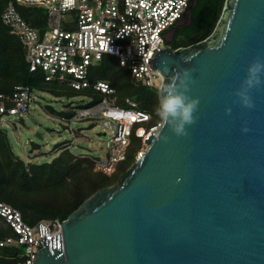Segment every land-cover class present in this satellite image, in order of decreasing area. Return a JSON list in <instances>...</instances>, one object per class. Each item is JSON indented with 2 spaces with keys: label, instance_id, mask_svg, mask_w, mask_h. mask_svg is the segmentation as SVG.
I'll use <instances>...</instances> for the list:
<instances>
[{
  "label": "water",
  "instance_id": "1",
  "mask_svg": "<svg viewBox=\"0 0 264 264\" xmlns=\"http://www.w3.org/2000/svg\"><path fill=\"white\" fill-rule=\"evenodd\" d=\"M257 54L264 0H225L203 40L162 41L151 66L191 70L196 123L187 137L165 126L166 143L151 131L119 181L62 221V239L41 238L34 264H264V85L252 90L254 108L233 103Z\"/></svg>",
  "mask_w": 264,
  "mask_h": 264
},
{
  "label": "built area",
  "instance_id": "2",
  "mask_svg": "<svg viewBox=\"0 0 264 264\" xmlns=\"http://www.w3.org/2000/svg\"><path fill=\"white\" fill-rule=\"evenodd\" d=\"M190 2L45 0L35 2L47 9L42 31L28 23L14 4L3 11L2 22L22 42L31 72H41L46 81L63 83L78 91L92 88L102 95L93 103V96H82L88 100L81 104L69 103L64 110L73 111V115L61 116L74 138L78 131H83L72 126L71 121L77 120L99 122L104 133H109L105 154L92 156L94 171L115 173L126 158L133 133L141 138L137 159L142 157L147 149L145 139L151 131L158 132L160 122L151 124V113L129 97L125 98L127 106L117 104L116 89L107 80H91V68L105 55H113L134 80L158 90L161 77L151 66L152 54L168 39L171 28L184 19ZM33 100L34 90L29 85H16L11 95L0 93V125L5 116L27 112ZM0 218L13 231V235L0 239V246L16 248V260L12 264H34L40 248L44 247L42 237L48 239L59 233L61 239L63 236L60 219H43L30 224L17 207L1 200Z\"/></svg>",
  "mask_w": 264,
  "mask_h": 264
},
{
  "label": "trees",
  "instance_id": "3",
  "mask_svg": "<svg viewBox=\"0 0 264 264\" xmlns=\"http://www.w3.org/2000/svg\"><path fill=\"white\" fill-rule=\"evenodd\" d=\"M225 0H198L189 5L184 20L172 27V48L188 46L210 35L220 17ZM9 4H14L22 17L32 26L43 30L47 9L38 3L22 4L18 0H0V93L11 95L16 85H29L33 90H52L57 97L93 96V102L102 95L92 88L74 90L56 81H46L39 71L31 72L26 59V49L20 39L10 33L1 15ZM91 80L104 79L116 89L118 103L129 97L142 109L151 113L150 123L158 122L154 109L157 89L134 82L131 74L119 65L113 55H105L91 68ZM10 105V102H7ZM90 104V103H89ZM52 114L71 116L73 111H55ZM125 160L111 175L94 171L93 160L76 158L63 143L60 154L50 162L30 163L16 158L6 130L0 125V200L17 207L26 222L34 224L43 219L58 218L64 221L71 212L95 191L115 185L123 173L136 161L141 138L131 135ZM35 146H38L34 143ZM13 235L12 229L0 218V239ZM16 248L0 246V264H12Z\"/></svg>",
  "mask_w": 264,
  "mask_h": 264
},
{
  "label": "rangeland",
  "instance_id": "4",
  "mask_svg": "<svg viewBox=\"0 0 264 264\" xmlns=\"http://www.w3.org/2000/svg\"><path fill=\"white\" fill-rule=\"evenodd\" d=\"M171 34L170 31L166 40L167 44L171 43ZM87 100V97L82 96L57 97L49 89L34 90V100L29 110L21 115L5 116L4 123L1 125L7 132L16 158L22 159L27 165L50 162L60 154L64 148L61 143L64 144V142L76 158L88 157L92 160V156L104 155L109 133H104L105 130L99 122L91 123L86 119L71 121L74 128L83 129L82 132L78 131L74 138L61 117L52 114L48 108L53 107L55 111L65 110L69 103L81 104ZM117 104L127 106L125 98L122 103L117 102Z\"/></svg>",
  "mask_w": 264,
  "mask_h": 264
},
{
  "label": "clouds",
  "instance_id": "5",
  "mask_svg": "<svg viewBox=\"0 0 264 264\" xmlns=\"http://www.w3.org/2000/svg\"><path fill=\"white\" fill-rule=\"evenodd\" d=\"M72 2L74 3V0ZM169 72L171 74L166 77L165 73ZM157 74L161 77L157 92V105L154 109L155 116L160 122L157 139L165 143L168 141L169 137L162 135L165 126L175 136L187 137L188 127L197 121L195 113L200 103L198 97L189 95L190 85L194 83L192 72L187 68L170 69L168 62L162 60ZM261 85H264V55L257 54L245 69V76L240 87L234 92L237 99L233 103L238 102L247 109L254 108L251 93L253 89H259ZM231 111V108L225 109L226 114L230 115ZM241 131L248 132L249 129L243 127Z\"/></svg>",
  "mask_w": 264,
  "mask_h": 264
},
{
  "label": "flooded vegetation",
  "instance_id": "6",
  "mask_svg": "<svg viewBox=\"0 0 264 264\" xmlns=\"http://www.w3.org/2000/svg\"><path fill=\"white\" fill-rule=\"evenodd\" d=\"M197 1H198V0H191L190 4H191V5H195V4L197 3ZM183 20H184V19H183ZM183 20H181L180 23H182ZM178 24H179V23H178ZM173 31H174V30L171 29V33H172V34H173ZM172 34H171V35H172Z\"/></svg>",
  "mask_w": 264,
  "mask_h": 264
}]
</instances>
